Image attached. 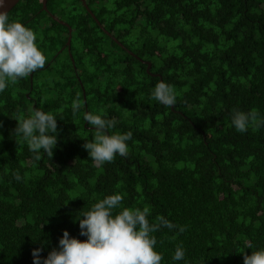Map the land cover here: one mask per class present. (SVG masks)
Listing matches in <instances>:
<instances>
[{"label":"trees","instance_id":"16d2710c","mask_svg":"<svg viewBox=\"0 0 264 264\" xmlns=\"http://www.w3.org/2000/svg\"><path fill=\"white\" fill-rule=\"evenodd\" d=\"M84 1L124 49L80 0H47L48 12L20 0L8 13L37 34L47 61L0 93V264H34L39 248L43 264L65 230L87 240L83 213L117 193V213L148 207L150 223L184 227L153 233L161 264H244L264 249V126L240 133L232 117L255 109L264 119V0ZM49 14L71 28L73 63L68 29ZM160 79L175 89L172 108L152 98ZM35 109L57 118L52 159L41 150L35 160L14 133ZM87 112L133 133L126 157L89 158Z\"/></svg>","mask_w":264,"mask_h":264},{"label":"clouds","instance_id":"9594fccd","mask_svg":"<svg viewBox=\"0 0 264 264\" xmlns=\"http://www.w3.org/2000/svg\"><path fill=\"white\" fill-rule=\"evenodd\" d=\"M6 0H0V93L9 84H15L21 78L42 69L47 61L44 52L37 44V34L19 21H9V14L5 9ZM152 98L159 103L172 107L177 96L170 84L158 82L152 92ZM83 107V102L77 97L72 102L73 113ZM84 119L94 128L93 140L84 144L89 158L96 166L113 162L116 155L126 157L129 153L128 141L133 133H112L117 121L107 119L99 114L87 112ZM14 133L27 142L33 158L41 159V150L52 159L53 149L58 144L57 118L51 112L35 109L27 118H20ZM232 123L240 133L248 128L259 129L264 126V119L260 118L255 109L249 112L234 111ZM14 179L19 182L21 175L17 172ZM124 197L117 193L95 203L91 210L83 213L79 220L81 235L87 240L81 241L70 238L69 232L64 231L60 239L59 250H52L43 264H161L163 256L155 248L157 238L153 233L167 228L170 231L183 226L174 225L164 216H158L155 223H150L148 217L150 209L144 207H124L118 213ZM42 248L33 251L34 264H41ZM185 257V250L178 245L173 260L180 261ZM244 264H264V249L252 251L251 255H244Z\"/></svg>","mask_w":264,"mask_h":264},{"label":"water","instance_id":"95a60500","mask_svg":"<svg viewBox=\"0 0 264 264\" xmlns=\"http://www.w3.org/2000/svg\"><path fill=\"white\" fill-rule=\"evenodd\" d=\"M20 0H6V5H5V9L4 10H7L8 11V13L18 4V2H19ZM81 1V3H82V5L84 6V8L86 9V11H87V13L94 19V20H96L95 19V17H94V15L92 14V12L88 9V7H87V5H86V3H85V1L84 0H80ZM46 3H47V0H42V8H43V10L45 11V12H48L47 11V8H46ZM49 16L55 21V22H57L58 24H60V25H62V26H65L67 29H68V36H67V41H66V49H67V52H68V55H69V58H70V60H71V63H73V59H72V57H71V53H70V42H71V28L66 24V23H64L63 21H61V20H59L58 18H56L55 16H53V15H51V14H49ZM98 25H99V23H98V21L96 20L95 21ZM100 26V25H99ZM100 28L103 30V32L108 36V37H110L116 44H118L122 49H124V47L115 39V38H113V37H111L110 36V34L109 33H107L106 31H104V29L100 26ZM61 50H63V49H61ZM61 50L58 52V53H60L61 52ZM127 53L128 54H130L131 56H134L131 52H129V51H127ZM146 65H147V69H146V71L147 72H149V69H150V64L149 63H146ZM153 76H156V75H153ZM162 80L160 79V81L159 82H161ZM83 101H84V103H85V94H84V92H83ZM172 108V107H171ZM85 124H87V121L85 122Z\"/></svg>","mask_w":264,"mask_h":264}]
</instances>
